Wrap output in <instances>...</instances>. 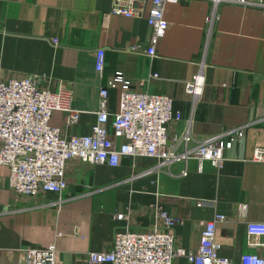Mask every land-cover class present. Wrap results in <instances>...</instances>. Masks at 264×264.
<instances>
[{"label": "crops", "instance_id": "0c3cea01", "mask_svg": "<svg viewBox=\"0 0 264 264\" xmlns=\"http://www.w3.org/2000/svg\"><path fill=\"white\" fill-rule=\"evenodd\" d=\"M112 2L0 0V80L38 75L50 90L68 84L71 107L81 111L80 117L68 128L66 113L56 111L51 119L67 134L91 132L98 89L107 87L120 71L130 89L172 97L174 113L181 118L170 121L171 135L189 128L201 139L241 125L246 126L245 135L224 152L221 168L206 161L200 168L189 160L185 176L179 172L183 163L143 174L155 163L148 157L125 156L116 167L71 160L62 193L42 192L30 199L10 191L7 167L0 166V264H25L27 249L51 244L55 264H97L88 263L86 253L108 250L117 230H148L154 224V205L180 219L172 229L178 248L195 249L203 223L221 212L225 219L215 231L220 254L235 261L243 253L264 256V246H250L246 232L248 222H264V163L249 161L254 145L264 146V8L218 5L202 69V92L194 98L184 86L204 57L211 0L167 3L168 26L149 57L145 49L150 0H135L142 13L131 17L112 14ZM99 48L105 59L100 72L95 69ZM120 89L107 87L110 118L118 112ZM202 200L211 204L197 206ZM258 241L264 243V237ZM173 264L192 263L178 255Z\"/></svg>", "mask_w": 264, "mask_h": 264}, {"label": "built area", "instance_id": "2783aa9c", "mask_svg": "<svg viewBox=\"0 0 264 264\" xmlns=\"http://www.w3.org/2000/svg\"><path fill=\"white\" fill-rule=\"evenodd\" d=\"M177 1L150 0L146 11V24L150 28L145 49L148 57L155 54L158 40L165 35L168 26L164 15L166 4ZM221 2L264 8V0H211L212 9L205 17L204 57L199 63L197 74L184 86V90L194 98L202 92L205 53ZM110 9L112 14L126 17L142 13V9L135 5V0H113ZM53 41L56 42V39ZM130 49H135V46L132 45ZM95 59V69L100 72L105 61L103 48L97 50ZM153 76L157 77L158 74L154 73ZM117 85L121 86L119 109L110 118L106 108L107 87L114 88ZM129 86L130 81L120 71L107 81V87L100 86L98 110L91 132L77 135L67 134L61 127L51 124L56 111L67 114V128L80 117L81 111L71 107L72 93L68 84L59 83L57 89L50 90L40 84L38 75H8L1 78L0 166L7 167L10 191L27 199L37 197L42 192L62 193L67 187L65 172L71 160L116 167L125 156L154 158L155 163L143 170V174L160 172L175 163H183L184 168L179 172L185 176L189 160H196L200 168L206 161L218 169L224 164V152L232 147L236 139L245 135L244 125L201 139L194 138L189 128L180 135H171L170 121L181 118L179 112L174 113L172 97L132 90ZM111 136L114 140L120 138V142L117 144ZM249 161L264 163L262 144L254 145ZM210 202L196 201V205L208 206ZM153 209L154 224L148 230L115 231L108 250H90L86 253L88 263L173 264L174 258L180 255L192 264H264V256L257 253H243L236 261L220 254L215 231L217 224L225 219L221 212L203 223L198 246L193 250H185L176 246L172 231L180 219L157 205ZM242 209H245V205ZM246 232L250 246H264L258 241L259 237H264V222H248ZM54 253V244L29 248L22 259L25 264H55Z\"/></svg>", "mask_w": 264, "mask_h": 264}]
</instances>
